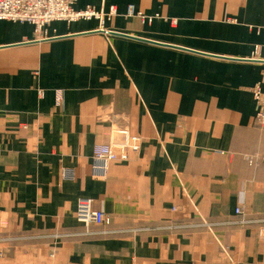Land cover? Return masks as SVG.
<instances>
[{
    "label": "crops",
    "instance_id": "crops-1",
    "mask_svg": "<svg viewBox=\"0 0 264 264\" xmlns=\"http://www.w3.org/2000/svg\"><path fill=\"white\" fill-rule=\"evenodd\" d=\"M87 7L0 20V264H264V0ZM114 129L141 148L95 173Z\"/></svg>",
    "mask_w": 264,
    "mask_h": 264
},
{
    "label": "built area",
    "instance_id": "built-area-1",
    "mask_svg": "<svg viewBox=\"0 0 264 264\" xmlns=\"http://www.w3.org/2000/svg\"><path fill=\"white\" fill-rule=\"evenodd\" d=\"M77 0H0V20H12L30 22L41 32L44 27L56 20L74 21L80 18L103 19L104 14L92 7L84 10H75L74 4ZM111 11V16L116 14ZM128 14H135L134 7H129ZM140 18L145 19L146 15L138 12ZM153 17H149L151 21ZM254 98L259 104L255 121L258 126L264 128V83H258L253 88ZM113 134L124 136L122 141H112L109 144L95 147L93 158L95 173L99 172V165L109 161L128 160L130 153L137 152L141 148L142 139L140 136L131 135L128 130L114 129ZM104 172L101 174L103 175ZM238 212H240L238 210ZM77 219L86 226L111 225L112 220L104 211L95 208L93 200L89 198L80 199L76 211Z\"/></svg>",
    "mask_w": 264,
    "mask_h": 264
},
{
    "label": "rangeland",
    "instance_id": "rangeland-1",
    "mask_svg": "<svg viewBox=\"0 0 264 264\" xmlns=\"http://www.w3.org/2000/svg\"><path fill=\"white\" fill-rule=\"evenodd\" d=\"M2 227H4V224H2ZM5 239L3 237H0V241H4ZM7 240V239H6ZM1 251H0V255H1Z\"/></svg>",
    "mask_w": 264,
    "mask_h": 264
}]
</instances>
